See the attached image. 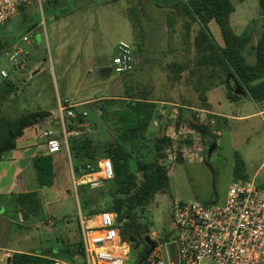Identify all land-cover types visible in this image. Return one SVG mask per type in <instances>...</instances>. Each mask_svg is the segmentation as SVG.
Returning a JSON list of instances; mask_svg holds the SVG:
<instances>
[{"label":"rangeland","instance_id":"374dc122","mask_svg":"<svg viewBox=\"0 0 264 264\" xmlns=\"http://www.w3.org/2000/svg\"><path fill=\"white\" fill-rule=\"evenodd\" d=\"M231 1L237 8L231 18L235 32L239 34L245 28L255 29L251 42L254 44L264 29V17L258 13L260 10L258 0ZM35 5L34 1L26 6H30L29 10H31V15L28 13L31 17L28 22L30 26H33L34 19L38 22L40 19L45 22V25L41 24L38 31L42 40L38 44L41 50V65L35 69L33 62L21 75L20 72H13V68L6 57L2 56L0 58V71L3 68L9 75L18 76L14 79L17 85V91L14 94L16 102L7 103L4 106V113L14 116L39 109L58 110V100L72 95L75 88L78 87V79L82 77L84 78L83 87L88 86L89 90L87 91L93 93L90 95L91 97L94 95L111 96L114 93L126 96V87L130 84L137 88V94H152L155 99L165 97L164 76L158 65V59L151 55L148 58L143 57L137 40L132 34L131 27L126 28L123 25H117L112 19L98 20L100 21L99 24L92 25L95 32L94 47L97 57L92 65H82L77 67L78 70H75V73H72L73 69L68 66L66 57H64L65 59L61 58L62 56L57 57L55 51L51 32L52 23L48 20H54V14H49L45 5L34 11ZM80 14L81 12H74L69 16L71 25L77 32L75 36L76 45H78L80 35L79 29H82L80 27L82 21ZM22 17L23 15L19 19H22ZM143 21L146 22L151 38L148 49L153 53V50L157 49V43H154L152 39L154 36H151V34H155V30L151 28L149 19H143ZM219 29L218 24L214 22L212 33L216 41L222 44V37L218 34ZM27 30H30V28H27ZM31 37L34 41V31L31 32ZM73 37L74 34H71L68 40ZM158 37L160 36L157 34L156 38L158 39ZM37 41L39 42V39ZM120 41H126L132 45L136 60L135 70L125 75L116 73L113 66V60L116 56L115 47ZM31 48L34 55V45ZM244 54L248 63H255V55L250 47L245 50ZM167 58H170L169 55H167ZM188 76L187 71L183 73L182 80L179 83L181 88L178 93L184 99L192 101L191 96L194 97L198 93L195 90V77L190 81L187 79ZM164 80H166L165 83H169L166 78ZM116 84L120 86L119 90L115 88ZM233 84L231 80V85L233 86ZM207 96L215 111L243 118L230 120L228 124H223L222 135L218 138L215 147L209 148V140L200 137L197 139L192 138L193 140L189 137L191 142L187 141V137L186 140H178L173 152L177 154L176 151L180 148L183 161H178L179 156L177 154L176 158L173 156L167 162L171 174L169 193L157 194L145 212L139 216V221L142 224V235L149 236L151 233H156L158 240L172 254H175L176 250L174 245H170V241L175 237L172 223L174 199L199 201L205 204H223L230 186L236 181L234 178L236 153H239L245 161L246 172L250 175L249 180L253 179L256 183L264 185V113H258L259 110L264 109V100L254 102L247 92L242 95V100H230L227 98V88L224 85L213 87L207 92ZM86 111L88 114L84 116V124H87L88 127L80 129L82 135L89 136L96 143L112 139L114 133L111 132L105 119L98 113L93 104L89 108L87 107ZM75 114L77 115L76 112ZM65 123L66 129H71L70 122L67 119H65ZM75 125L76 128L79 127L78 123ZM59 132L62 134V127ZM184 133H188V131L186 130ZM152 158L153 154L147 156V160ZM58 175L54 186L40 189V195L46 203L42 218L52 215L57 220L56 226L53 228L57 230L50 234L44 233L43 237L40 238L39 241L43 242V247H55L61 244L58 239L60 236L58 229L61 227L71 229V233H66L64 237L78 236L77 228L80 214H84V217H86L88 209L101 210L100 212H102L113 204V196L107 193L109 181L102 182L98 187H91L83 180L75 186L72 166L67 158L64 160V167L59 166ZM75 177L78 178V175L76 174ZM83 185L88 187L92 199L90 205H86L83 198ZM37 188L39 190V187ZM32 222L31 220L29 224H32ZM31 233L34 235V230ZM141 240L142 247L137 252H131L129 256L130 263L139 262L138 257L144 255L149 247L144 238L141 237ZM30 245L34 247V238L23 247L27 248Z\"/></svg>","mask_w":264,"mask_h":264},{"label":"crops","instance_id":"0c3cea01","mask_svg":"<svg viewBox=\"0 0 264 264\" xmlns=\"http://www.w3.org/2000/svg\"><path fill=\"white\" fill-rule=\"evenodd\" d=\"M34 1L36 3L34 11H37L39 7L41 8L42 5H45L49 14H54L55 19L51 21L50 19L48 20L52 23L51 32L53 34L55 51L57 57H66L68 60V66L73 69L72 73H75V70H78L77 67H81L82 65H92L97 57L94 47L95 32L92 25L99 24L100 21L98 20L112 19L117 25H123L126 28L131 27L132 34L137 40L139 50L143 57L148 58L151 55L158 59V65L163 72V76L169 81V83H165L166 80L163 78L166 91L164 98L155 99L152 97V94H137V88H135L133 84L127 85L126 96H129V91H131L130 93L133 96L143 95L151 102L158 105V110L162 116L165 118L169 116L172 119V124L167 130V135L173 140V147H176L178 140H186V137L187 140H190V138L191 140L199 137L202 138L199 132L189 126L181 125L178 127L176 124L180 116L185 119H190L192 116H196L203 111V115L209 114L217 117L211 121V130L216 135V139L210 144L209 148L216 146L218 138L222 135L223 124H228L230 120L243 118L215 111L209 102L208 96L207 103L209 106L204 107L199 94H196L194 97L191 96L192 101H189L188 99H184L178 93V90L181 88L179 83L182 80L184 72H188V80L192 81L194 77V81L197 80V72L195 71L197 59L195 38L200 31V23L193 20L189 13L188 8L190 7L191 0H43L41 4L38 3V0H33V2ZM29 9L30 6H24L25 13H27ZM74 12H81L80 15L82 17L80 23L82 29H79L81 36L79 35L78 45H76L77 40H75L77 32H75L76 29L71 25L72 23L70 22L69 17ZM258 13L260 14V12ZM136 14L140 17L142 24V29L138 31L133 28L132 22V18ZM20 16V13H18V15L7 24L0 26V39L7 43L8 49L19 44L26 46L30 51L27 69L33 62L34 68L36 69L41 65V50L38 44H40L42 40L38 31L41 24L43 23L45 25V22L41 19L39 22L34 19L33 26H30V24L26 25V23L22 25V19H19ZM143 19H149L151 28L155 30V34H151V36H154V38H152L154 43H157V49L153 50V53L148 49L151 38L145 24L146 22L143 21ZM214 22L215 20H212L209 23L211 33ZM27 28H30V30H27ZM251 30L254 36L255 29ZM32 31H34V41L31 37ZM218 32L219 36L222 37L220 29ZM71 34H74V37L68 40ZM157 34L160 36L158 39L156 38ZM24 36L29 37L30 42L28 44L22 42ZM37 39H39V42ZM256 42L254 44H256ZM32 45H34V55L33 49L31 48ZM220 45H223V43ZM116 48L117 45L115 47V54L117 53ZM167 55H169V59L167 58ZM172 55L173 57H171ZM182 64L188 65V68L182 71L179 69L177 70V67ZM2 70L5 69L2 68L1 71ZM25 71L20 72V74L25 73ZM13 72L17 73V71L14 70ZM9 77L10 78L7 79H11L15 82L14 79L18 76L10 74ZM82 78L78 79V87L75 88V92L72 95L58 100V106L59 102L67 100L72 105L74 112H80L83 116H87L88 113L86 109L93 103L107 98L124 97L115 93L111 96L105 97L96 95L91 97L90 95L93 93L87 91L89 90L88 86L85 88L83 87L84 78ZM2 80L3 78L0 74V82ZM119 87L118 84L115 85L117 90H119ZM235 100H242V95ZM46 111L49 112L46 120L32 127L26 128L23 135L17 139L16 148L4 152L0 160V264H11V261L8 262V259L11 258L12 260L14 253H34V256L51 260V264L56 260L62 261L65 264H84L79 225L77 228L79 233L76 237H64L66 233H71V229L69 230L67 227L59 228L58 232L60 231V236L58 239L61 244L58 246L43 247V242L39 241L44 233L50 234L57 230L53 229L56 226L57 220L52 215H48L47 217L44 216L42 218L46 203L40 195L41 187L34 166V158L40 155H51L53 157L55 165V180L52 186L55 185L59 176V166L64 167L65 158L70 161L72 166L71 156L65 149V153L62 150L58 154H50L47 151L46 139L42 136V131L50 128L54 130L56 134H60L59 129H61L62 123L59 110L51 109ZM258 113H264V109L259 110ZM84 123L79 124V128H87L88 125ZM154 125H157V122H154ZM182 130H187L188 133H184L185 131L183 132ZM37 187H39V190ZM28 192L39 193L42 200V211L39 215L32 216L27 220L23 216L24 222L21 223L18 218L21 212L18 211L16 196ZM100 211L101 210L93 211V209H88L86 211V217L90 218L100 213ZM104 211H106V209H104ZM80 215L84 216V214ZM31 220L33 222L32 224H29L31 223ZM40 229H42V231H40ZM32 230H34V235L31 233ZM32 238H34V247H31L30 245L29 247L24 248L23 245L29 244ZM152 250L149 249V252L147 253L148 256Z\"/></svg>","mask_w":264,"mask_h":264},{"label":"trees","instance_id":"16d2710c","mask_svg":"<svg viewBox=\"0 0 264 264\" xmlns=\"http://www.w3.org/2000/svg\"><path fill=\"white\" fill-rule=\"evenodd\" d=\"M260 15L264 17V0H258ZM24 6L19 8L23 15L21 24H28L30 10L25 13ZM192 19L200 23V31L195 38L197 80L195 90L199 94L204 107H208L207 92L214 86L223 84L227 88V97L231 100L240 98L235 94L237 85L249 94L255 101L264 100V29L256 44L252 45L253 33L251 28H245L237 34L231 24V16L236 7L231 0H191L188 8ZM28 13L30 15H28ZM215 20L218 24L223 45H220L211 33L209 23ZM133 28L142 29L141 19L136 14L132 18ZM250 46L255 55V63L247 62L244 54ZM8 49L6 42L0 39V57ZM177 66V65H175ZM188 65L182 64L177 70H185ZM233 81V86L231 85ZM17 91L16 83L11 79L0 82V160L4 152L16 148V141L26 128L42 123L49 112L36 110L19 115L4 113V106L15 103L14 94ZM122 98H107L93 103L98 113L105 119L111 132L112 139L104 142H94L87 135L70 138L69 152L72 168L75 172L80 166H96L101 159L111 160L114 169V178L107 185V193L113 196V204L106 211L116 212L119 221H124L123 234L128 236L131 230L141 232L142 224L139 221L157 194H167L170 191V172L167 162L173 153V140L167 135L172 119L161 115L158 105L143 95ZM217 117L204 114L201 118L192 116L185 119L182 116L177 120V126L186 125L196 130L202 139L209 140V144L216 139L211 130V121ZM85 117L77 113L70 121V128L75 124H82ZM157 122V126H154ZM191 142L190 140H187ZM178 161L182 160L180 148L176 151ZM153 154L151 160L147 156ZM40 187L52 186L55 180V165L51 155H40L34 158ZM234 178L236 181H247L244 159L239 153L235 154ZM260 185V184H259ZM264 188V185H260ZM86 188V189H85ZM88 187L83 185L82 194L86 205L91 204ZM18 211L25 219L37 216L42 211V200L38 192L21 193L16 196ZM150 247L139 262L147 258ZM46 258L34 256V253H14L11 264H51Z\"/></svg>","mask_w":264,"mask_h":264},{"label":"built area","instance_id":"2783aa9c","mask_svg":"<svg viewBox=\"0 0 264 264\" xmlns=\"http://www.w3.org/2000/svg\"><path fill=\"white\" fill-rule=\"evenodd\" d=\"M32 2L0 0V26L15 18L21 5ZM42 2L38 0V3ZM22 42L28 44L29 37L24 36ZM116 49L113 60L116 73L133 72L136 60L132 45L120 41ZM3 56L14 71L24 72L30 51L19 44L6 49ZM0 74L3 79L9 78L6 70ZM58 110L62 134L48 128L42 131V136L50 154H58L64 149L70 154V138L81 135L82 131L79 127L66 129L65 119L71 121L77 116L67 100L59 102ZM203 113L201 111L196 117L201 118ZM176 155L173 152L171 158ZM72 173L75 186L85 180L91 187H98L114 178L113 164L108 158L99 160L96 166H80L77 172L72 168ZM18 218L19 222H24L21 213ZM172 223L175 237L170 245L175 246V254L151 233L149 237L155 243L154 249L145 260L135 264H264V188L255 180L233 182L223 204L174 199ZM123 227L124 221L118 220L116 212L102 211L90 218L79 215L84 264H133L129 261L132 246L123 234ZM53 264L65 263L56 260Z\"/></svg>","mask_w":264,"mask_h":264},{"label":"water","instance_id":"95a60500","mask_svg":"<svg viewBox=\"0 0 264 264\" xmlns=\"http://www.w3.org/2000/svg\"><path fill=\"white\" fill-rule=\"evenodd\" d=\"M234 93L235 94H239V95H243L244 94V90L241 88L240 85H237L236 89L234 90ZM128 240H129L131 245L135 244V246L133 248V251L137 252L138 249H139V243H137L133 237H128ZM144 240H145L146 243L149 244L151 250L154 249L155 243L152 241V239L149 236H146L144 238ZM10 261H11V258L8 259V262H10Z\"/></svg>","mask_w":264,"mask_h":264},{"label":"flooded vegetation","instance_id":"af4514ba","mask_svg":"<svg viewBox=\"0 0 264 264\" xmlns=\"http://www.w3.org/2000/svg\"><path fill=\"white\" fill-rule=\"evenodd\" d=\"M128 237H133L135 239V241L137 243H139V249L142 247V238H145L146 236L142 235L141 232H138L137 230H131L130 232H128ZM135 244L132 245V247L134 248ZM138 249V250H139Z\"/></svg>","mask_w":264,"mask_h":264}]
</instances>
